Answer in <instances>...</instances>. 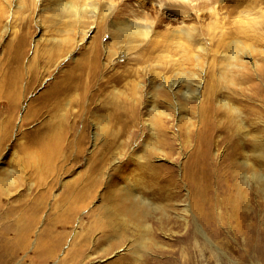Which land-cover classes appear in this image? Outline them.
Instances as JSON below:
<instances>
[{"label": "rangeland", "instance_id": "374dc122", "mask_svg": "<svg viewBox=\"0 0 264 264\" xmlns=\"http://www.w3.org/2000/svg\"><path fill=\"white\" fill-rule=\"evenodd\" d=\"M73 1L78 12L94 0ZM161 1L164 7L158 0H112L117 6L112 13L104 12L107 6L100 1L97 18L88 4L80 26L78 18L62 10L65 0H0L5 12L0 18V80L17 72L11 88L20 95L10 124L6 103L0 109V264H9L14 250L13 264L30 263L34 250H10L13 234L4 235L15 224L26 226L34 214L41 216L37 230L50 217L56 232H67L68 241L75 231L86 232L79 224L84 223L91 248L99 253L89 264H264V183L258 186L248 177L264 174V158L254 155L257 139L264 137V0H190L198 6L196 15L199 9L204 12L191 21L185 2ZM214 6L218 13L212 16ZM128 19L153 22L155 32L134 42L120 32V42L113 37L114 22ZM192 25L204 50L197 44L190 51L184 47L186 37H178L177 30ZM101 28V60L93 84L80 91L75 86L62 97L60 111L45 105L46 94ZM22 33L27 44L18 64L9 46L17 45ZM170 79L178 83L171 86ZM82 90L88 94L78 104L75 98ZM209 94L211 103L206 102ZM211 106L212 115H206L215 128L209 140L202 117ZM30 109L32 119L23 122ZM49 125L55 160L33 164L38 144L29 147V141ZM79 192L90 204L71 212L69 204ZM136 197L162 206L168 217L161 220V209L151 210ZM145 209L152 213L143 216ZM93 210L94 216H86ZM66 216L74 223L64 228L60 222ZM140 220L150 224L148 233L147 224L139 229L128 223Z\"/></svg>", "mask_w": 264, "mask_h": 264}, {"label": "bare ground", "instance_id": "6f19581e", "mask_svg": "<svg viewBox=\"0 0 264 264\" xmlns=\"http://www.w3.org/2000/svg\"><path fill=\"white\" fill-rule=\"evenodd\" d=\"M22 2H24V0H21ZM36 1H40V0H36ZM100 1H103L102 3H105V11L104 12H114V10L116 9V4L114 2H111L112 0H110V2L105 1V0H94L90 4L89 6L91 7L90 9V13H92L94 15V17L97 18V10L99 7V3ZM123 1V0H122ZM145 0H143V3ZM160 1L161 7H164V4L161 0ZM183 2H185L183 4V8L187 10V17L188 20H194V19H200L202 18L201 16L204 15V12L197 10V15L195 14V12H193V10H195L198 6L197 4H195L193 1L190 0H181ZM215 1V0H214ZM221 1V0H220ZM243 1V0H242ZM241 1V3H242ZM247 1V0H245ZM167 2V1H166ZM214 3V2H212ZM250 3V2H249ZM86 4L84 7L81 8L80 11L75 12L74 11V1L73 0H65V2L62 3V10L68 12L70 15L75 16L76 18H78V22H80V26L85 22V16L86 13L88 11L87 9V5ZM101 4V3H100ZM227 4V3H226ZM169 5V4H168ZM210 5V4H209ZM228 5V4H227ZM257 5V4H256ZM255 5V6H256ZM2 5H0L1 7ZM25 6L24 3L19 4V7L22 9ZM127 6V5H125ZM124 6V7H125ZM145 7V6H144ZM223 7V6H222ZM249 7V6H248ZM246 7V8H248ZM253 7V6H252ZM259 7V6H258ZM204 8V7H203ZM2 9V8H0ZM206 9V8H204ZM257 9V8H256ZM117 10V9H116ZM120 10H123L120 9ZM119 10V11H120ZM169 10V9H168ZM210 14L212 16L217 15L218 13V9L217 7H211L210 9ZM163 11V10H162ZM196 11V10H195ZM228 13V12H227ZM246 13V12H245ZM85 14V16H84ZM118 14V13H117ZM166 14V13H165ZM163 14V15H165ZM208 14V13H207ZM220 14V13H219ZM5 15V12L3 10H0V18L3 17ZM102 15V14H101ZM106 17V14H104ZM114 15V14H113ZM100 16V13H99ZM157 17L158 14H157ZM206 17V16H205ZM112 18V17H111ZM142 18V17H141ZM148 18V17H147ZM222 19V18H221ZM154 20V19H153ZM224 20V19H223ZM110 21V20H109ZM116 21V20H115ZM119 21V20H118ZM148 21V20H147ZM158 21L155 20V22ZM209 21V20H208ZM3 22V21H2ZM114 28H115V35L113 34V37L117 40H120L119 38V33L123 32L125 35V39L126 37L134 42V40L136 41V39L139 38H149L150 35L152 33L155 32V23H143L140 24L139 22L137 23L135 20L132 19H128V20H121L119 23L114 22ZM195 23V22H194ZM94 24V23H93ZM92 24V25H93ZM213 24V23H212ZM86 25H83V27ZM81 28V27H80ZM86 28V27H85ZM93 28V27H92ZM223 28V27H222ZM234 29V28H233ZM83 30V29H82ZM195 30V26H189V28H182L180 30H177V33H181V35H178L179 38H183L184 36L186 37L187 41H188V45L186 44L184 47H188L190 51H192L193 48H196V45L204 50V45L201 42H198L197 37L195 36L194 33ZM7 31V30H6ZM84 31V30H83ZM108 31V30H107ZM78 32V31H77ZM227 32V31H226ZM249 32V31H248ZM86 33V31L84 32ZM102 28L98 31L97 35L95 37H93V39L90 41L92 44L89 46V48L86 51H82L81 53V57L74 59V63H70L68 64V69L65 70L66 75L64 78H61V80H59L58 82L56 81L55 85H54V90L51 92H49L48 94H46V96L44 97L46 101H44V104L46 105L47 103L50 105H52V109L54 110H59L60 104L62 102V97L64 95L68 96L73 92L74 87H78V91H80L79 89H84L89 85H92L94 82V79L97 76V71L99 69V57H100V52H99V36L102 34ZM236 33V32H235ZM86 35V34H84ZM210 36V35H209ZM113 38V39H114ZM185 39V40H186ZM207 39V38H206ZM77 42V40H74ZM117 41V42H119ZM149 41V40H148ZM147 41V42H148ZM154 41V39L152 40ZM69 41H67L68 44ZM116 42V41H115ZM119 42V43H120ZM139 42V41H138ZM75 43V42H74ZM78 43V42H77ZM119 43H116L117 45ZM201 43V44H199ZM26 44H27V37H26V33H22L21 36L19 37L18 40V44H10L9 48L11 49V51H14L16 53V62L18 64H20L22 57L24 56V52H25V48H26ZM63 44V43H62ZM215 44V43H214ZM221 44V43H220ZM77 45V44H76ZM82 45V44H81ZM183 45V43H182ZM224 45V44H223ZM62 46V45H61ZM67 46V45H65ZM215 46V45H214ZM64 47V46H63ZM70 47V46H69ZM68 48V47H67ZM79 48V47H78ZM87 48V47H86ZM119 48V47H117ZM75 49V48H74ZM73 49V50H74ZM80 49V48H79ZM121 49V48H120ZM67 50V49H66ZM122 50V49H121ZM208 50V49H207ZM221 50V49H220ZM235 49H233L234 51ZM128 50H126L127 52ZM196 51V50H195ZM210 51V50H209ZM60 52V51H59ZM62 52V51H61ZM60 52V53H61ZM107 52H109L110 57L112 58L114 55V52L110 49V47H107ZM123 52V51H122ZM125 52V53H126ZM131 52V51H130ZM201 52V51H200ZM199 52V53H200ZM211 52V51H210ZM214 52V50H213ZM244 52V51H243ZM72 54V53H71ZM70 54V55H71ZM127 54V53H126ZM206 54V53H205ZM65 55V54H64ZM118 55V54H117ZM208 55V54H207ZM210 55V53H209ZM68 55H66L65 57H63L62 60H64ZM143 56V55H142ZM201 56V55H200ZM148 57V55H147ZM204 57V56H203ZM240 57V56H239ZM114 58V57H113ZM112 58V59H113ZM186 58V57H184ZM241 58V57H240ZM146 59V58H144ZM205 59V58H204ZM234 59V58H232ZM60 60V59H59ZM101 60V59H100ZM115 60V59H114ZM117 60V59H116ZM136 60V59H135ZM66 61V60H65ZM139 61V59H137L135 61V63H137ZM238 61V60H236ZM64 62V61H63ZM149 63V62H148ZM233 63H235L233 61ZM106 64V63H105ZM115 64V63H114ZM158 64V62L156 63V65ZM61 65V64H60ZM109 65V64H108ZM107 65V66H108ZM152 65V64H151ZM162 65V64H161ZM111 66V65H110ZM187 66V64H186ZM105 67V66H104ZM152 67V66H151ZM103 68V67H102ZM110 68V67H109ZM145 68V67H144ZM256 68V67H255ZM20 67L18 68L17 71H19ZM155 69V68H154ZM102 70V69H101ZM151 69H149L150 71ZM259 70V69H258ZM79 71V74H77V72ZM108 71V70H107ZM148 71V70H147ZM148 71V72H149ZM154 71V70H153ZM106 72V71H105ZM155 72V71H154ZM157 72V71H156ZM155 72V73H156ZM159 72V71H158ZM113 73V72H112ZM160 73V72H159ZM199 73V72H198ZM197 73V74H198ZM204 73V72H203ZM17 74V75H16ZM87 77H85L86 75ZM158 74V73H157ZM161 74V73H160ZM196 74V73H195ZM250 72H247V75H249ZM16 75V76H15ZM18 73H14L11 75V77H7V78H2L0 80V100H2L0 102V109L2 107H4L5 103L6 106L8 107V111L5 112L4 116L6 117V122L8 124H10L12 122V120L14 119V113L16 111L17 108V103H18V99L20 98V95L17 94V92L11 88L12 86L16 85L15 83L17 82V80L19 79L18 77ZM84 75V76H83ZM202 75V74H201ZM205 75V74H204ZM138 76V75H137ZM197 76V75H196ZM106 77V76H105ZM122 76H117L116 79L118 81L122 80L121 79ZM195 77V76H194ZM204 77V76H203ZM105 79V78H104ZM203 79V78H202ZM201 79V80H202ZM166 80V78H165ZM164 80V81H165ZM197 80V79H196ZM195 80V81H196ZM240 80V79H239ZM98 81V80H97ZM102 81V79H101ZM110 81V79H107L106 82ZM194 81V82H195ZM100 82V81H99ZM104 81L100 82L101 84H103ZM169 83H171V86H174L178 83V81H176L175 79H170L168 80ZM204 82V81H203ZM197 83V82H196ZM194 83V84H196ZM209 83V82H208ZM18 84V83H17ZM161 86V85H160ZM17 87V86H16ZM99 87V86H98ZM206 87V86H205ZM204 87V88H205ZM89 87H87L88 89ZM98 89V88H97ZM101 89H105V88H101ZM201 89V88H200ZM261 89V88H260ZM216 90V89H215ZM83 91V90H82ZM103 91V90H102ZM196 91V90H195ZM198 91V89H197ZM203 91H205L203 89ZM208 92V90H206ZM258 91V90H257ZM88 91H83L81 93L78 94L79 97L75 98V102H77L78 104H81L84 99L87 97V93ZM95 92V90H94ZM98 92V91H97ZM100 92V91H99ZM206 92V95H207ZM212 92V91H211ZM263 92V91H262ZM190 95L192 92H188ZM197 93V92H195ZM204 93V92H203ZM215 94V93H214ZM259 94V92H258ZM263 94V93H262ZM192 95V94H191ZM210 95V94H209ZM91 96V95H90ZM212 94L207 97L208 99L206 100V102L211 103L213 99V97H211ZM96 97V95H95ZM259 97V96H258ZM92 99V98H91ZM137 99V98H136ZM188 99V98H187ZM202 99V98H201ZM206 99V98H205ZM94 100V99H93ZM217 100V99H216ZM202 101V100H201ZM264 101V99H263ZM72 102V101H71ZM94 102V101H93ZM201 103V102H200ZM220 104L223 106H225L226 108H232L234 111H239L238 108L231 104L229 101H225V100H220ZM72 105V104H71ZM70 105V106H71ZM219 105V104H218ZM202 106V105H201ZM202 108V107H201ZM214 108V107H213ZM67 110V109H66ZM74 110V109H73ZM251 110V109H250ZM255 110L258 112V108H255ZM92 111V110H91ZM116 111V110H114ZM210 111H214L211 107H206L204 110V115H203V125L205 126V128L207 129V135L205 136L207 139H209L211 136H213L212 134L209 133L210 128L213 126V129L215 128V125H213L212 120L207 117L206 114L209 113V115H212L210 113ZM253 111V110H252ZM260 111V110H259ZM71 112V111H70ZM79 112V111H78ZM158 112V111H157ZM196 112V111H195ZM119 113V112H118ZM2 113H0L1 115ZM62 114V113H61ZM197 114V113H196ZM3 115V114H2ZM121 115H123V112L119 114V117H121ZM56 116V115H55ZM61 116V115H60ZM78 116V115H77ZM1 117V116H0ZM32 113H31V109L28 110L26 113H24L22 115V121L23 122H28L30 119H32ZM64 117V116H63ZM212 118V117H211ZM61 119V118H60ZM64 119V118H63ZM62 119V120H63ZM196 119H198V117H196ZM213 119V118H212ZM201 120V119H200ZM60 121V120H59ZM246 121V120H245ZM217 122V121H216ZM215 122V123H216ZM63 123V122H62ZM194 123V122H193ZM65 125V123H64ZM63 128V126H62ZM67 129V128H66ZM217 130V129H216ZM54 128L52 126H48L47 130L44 132L43 135L37 136L36 138H33L32 140L29 141V147L33 144V143H37V150L35 151V158L34 161H32L33 164L36 163H51L49 162L52 161L54 162L55 160V155H54V151L56 150V147L54 145L55 140L53 137ZM25 137L30 136L29 133H25L24 134ZM209 137V138H208ZM210 140V139H209ZM202 141V140H201ZM202 143V142H201ZM206 143V142H205ZM204 144V143H203ZM206 149L209 150V144H206ZM205 149V148H204ZM254 155L257 156L258 158H260V160L262 158H264V137L260 136L257 139V144H256V151L254 152ZM246 164H248V161L246 162ZM37 170L41 169V165L38 166H34ZM254 183H256L258 186L260 184L264 183V174L261 172H254L252 175L248 176ZM264 184L260 187H262V189H264ZM80 193V192H79ZM80 197V198H78ZM77 198H74L70 204H69V209L71 212H77L80 211L81 209H85L88 208L89 206V201L86 198V193H80V196H78ZM139 201L140 199L138 197H136ZM68 202V201H67ZM140 202H144L147 204V206L151 209V210H158L161 209L162 212V217H160L161 220H164V216H167L166 213V209L162 206H155L153 207L152 204L147 203V201L144 199H141ZM150 209H145L143 210V216H147L148 214L152 213V211ZM112 212H117L118 210L114 207H112L111 209ZM137 212V210H136ZM95 214V210L93 211H89L88 213H86V216L88 217H92ZM183 217V216H182ZM74 218H72L71 216H66L63 217V221L60 222L61 226L66 228V225L68 224H73L74 223ZM41 220V216L38 214H34L31 217H29V220L27 221L26 226H17V224H15V227L11 228L10 230H7L4 235L5 238H8V234L12 233L13 236L10 237L8 239V245L10 246V250H14L17 249L19 247L27 249V248H32L34 250V254L33 257L30 259V263L29 264H89L90 259L94 256L99 254L98 250L96 249H92L90 242L88 241L89 239V232L85 226L84 223H82L81 221L79 222V224H81L83 230H85V233H80L75 231L74 235L72 237V239L70 241H68L66 238V234L67 232L65 230L63 231H59L56 232L55 228H56V224L51 223V219L50 217L47 219V227L45 226L44 228H40V229H36L38 223H40ZM133 224L135 227L141 229L142 227V223L147 224L145 226V233L149 232L150 229V224L146 221V220H140L138 222H128ZM163 224V222H162ZM35 236V238H34ZM83 238V240L81 239ZM82 241H81V240ZM11 257H9V264H13L16 262L17 260V256L18 253L17 251H13L12 254H10ZM122 264V263H121ZM123 264H127L126 262H124Z\"/></svg>", "mask_w": 264, "mask_h": 264}]
</instances>
